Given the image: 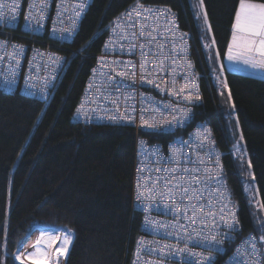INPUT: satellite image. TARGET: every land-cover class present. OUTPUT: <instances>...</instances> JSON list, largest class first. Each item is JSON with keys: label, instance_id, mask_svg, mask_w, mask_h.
<instances>
[{"label": "trees", "instance_id": "obj_1", "mask_svg": "<svg viewBox=\"0 0 264 264\" xmlns=\"http://www.w3.org/2000/svg\"><path fill=\"white\" fill-rule=\"evenodd\" d=\"M239 3L91 0L78 33L63 48L65 66L48 98L0 88V264H21L15 259L16 251L34 226L71 230L63 264L129 262L142 220L131 201L135 130L128 125L76 122L73 112L112 23L134 4L174 10L187 31L190 60L202 90L193 121H205L213 129L241 231L253 232L260 240L264 78L226 68L223 78L219 64L227 52ZM222 90L228 104L222 102ZM231 119L246 151L244 162L232 147ZM141 134L151 140L163 138Z\"/></svg>", "mask_w": 264, "mask_h": 264}, {"label": "built area", "instance_id": "obj_2", "mask_svg": "<svg viewBox=\"0 0 264 264\" xmlns=\"http://www.w3.org/2000/svg\"><path fill=\"white\" fill-rule=\"evenodd\" d=\"M90 1L0 0V11L4 13V18H0V42H4L0 44V88L6 91L19 89L32 97L48 98L65 66L67 55L63 48L78 33ZM14 3L17 11L13 20L11 8ZM81 3L85 5L82 10L79 7ZM33 4L35 7L30 8ZM44 4L47 7L42 8ZM138 5L142 7H137ZM41 11L43 19H40ZM137 11L140 12L139 16L136 15ZM126 13H131V18ZM142 28L144 35H141ZM132 33H135V38ZM152 37L155 39L149 43ZM141 45L144 46L143 59L146 61L143 71L140 67ZM14 46H22L23 52H19ZM56 57L60 59L56 60ZM114 61L130 63L115 64L112 63ZM121 70L129 74L135 70V79L131 75L117 77ZM109 73L112 76L111 82L108 79ZM119 79H123L126 86H118L116 81ZM201 98L198 73L190 60V38L181 27L174 10L161 5L134 4L114 20L86 80L80 101L74 109L73 119L85 124L128 125L135 130L131 201L132 208L142 213V220L141 234L135 241L127 264H148L149 261L152 264H183L182 257L186 254L169 255L167 249L162 254L158 251L147 252L141 247L137 253L141 238L148 242L145 247L153 249L165 244L185 247L187 233L183 229L169 227L167 231L173 232V235H167L163 229L152 231L146 224L145 217L149 221H161L169 225L178 221L187 228V232L195 230L201 236L214 235L216 239L223 240L221 252L198 247L194 242L187 244L193 252L211 255L214 258L213 264H264L258 236L253 232L241 231L237 205L231 198L223 155L213 129L205 121H193L194 106L200 103ZM175 109L187 112V118L181 124L173 121L169 126L166 121H172L174 116L178 120L181 118V112ZM113 116L117 119L113 120ZM126 116L132 119H124ZM141 117L148 124H142ZM204 129L210 130L212 143L203 141L201 148L202 137L198 138L196 133L198 130L203 133ZM141 133L163 138L151 140ZM180 141H187V146H182ZM173 149H180V152L173 155ZM169 157H173L174 162H169ZM173 167L177 168L175 173L157 171ZM185 168L199 171L185 174L182 171ZM173 175L185 179L191 175L203 181L193 185L201 190L198 199L192 201L198 205L195 223H190L182 216L174 219L172 212L153 208L157 200L161 199L155 194L151 200L145 199L142 204L137 201L138 181L142 186L140 191L147 195V189L154 186L159 191L164 190L162 184H153L157 176H163L167 182ZM146 182L147 189L143 187ZM172 191L175 193L176 189L173 188ZM162 200L164 204L173 203L172 196H164ZM185 204H188L187 198L182 202L178 201L176 213H181ZM204 213L214 215L205 216ZM187 215L192 216L190 206ZM233 215L237 228L230 231L227 225L233 222ZM225 233H228L227 238ZM251 237H255V252ZM194 259L197 264H201L199 257Z\"/></svg>", "mask_w": 264, "mask_h": 264}, {"label": "snow or ice", "instance_id": "obj_3", "mask_svg": "<svg viewBox=\"0 0 264 264\" xmlns=\"http://www.w3.org/2000/svg\"><path fill=\"white\" fill-rule=\"evenodd\" d=\"M2 7V5H0ZM35 5H30V8H34ZM47 7V4L42 5V8ZM80 9L82 10L85 5L81 3L79 5ZM137 7H142L138 5ZM145 11H150V9H144ZM11 11L13 15L11 16V19H15V13L17 11L15 3L13 4ZM79 13H77V16ZM125 15L129 16L131 18V13H126ZM136 15L139 16L140 12L137 11ZM206 16V14H205ZM0 18H4V13L0 11ZM31 17H26V19H30ZM40 19H43V14L41 11ZM73 24H75V21H73ZM141 35H144L143 28L141 29ZM149 37L151 34H148ZM133 38H135V33H132ZM155 38L152 37L149 40V43L152 42ZM4 42H0L2 44ZM108 47V45H105ZM142 49V59H141V70L143 71L145 68L146 61L143 59V48L144 46H140ZM14 48H17L19 52H23L22 46H14ZM11 55V54H10ZM217 55H219V52H217ZM226 57L229 61L234 62H243L245 65H249L253 68H261L264 69V2H256V0H240L239 8L235 14V21L232 25V37L231 41L228 45ZM60 57H56V60H59ZM112 63L120 64V63H130V62H121V61H114ZM159 67V63H158ZM95 71V70H94ZM131 75L133 79H135V70L131 74H129L126 71H119L117 73V77L124 78ZM144 77L142 76L141 79ZM108 79L111 82L112 76L111 73L108 74ZM151 82V81H149ZM118 86L124 87L126 86L123 79H119L116 81ZM156 87H159V85H156ZM180 91H183V89H180ZM188 99H191V97H188ZM176 111L181 112V118L178 120L175 116L172 118V121H166V123L171 125L173 121H175L177 124H181L184 122V120L187 118V112H185L182 109H175ZM80 111V109H78ZM113 120H116L117 117L113 116L111 117ZM124 119H132L131 117H124ZM141 123L142 124H148L147 121L143 120V117H141ZM149 127H155L156 125H148ZM210 130L204 129V132L201 133L199 130L197 131L196 135L197 137H202L200 147H203V141H208V143H212L209 136ZM182 146H187V141H180L179 142ZM180 152V149H173V155ZM169 162H174L173 157L168 158ZM202 163V161H201ZM151 171V169H149ZM159 172H169V173H175L177 171L176 167H173L171 169L169 168H161L158 169ZM182 171L185 174H190V172H198L199 169H182ZM139 175V170H138ZM203 181H201L199 178L189 175L188 179H185L184 177H176L173 175L170 180H167L165 182V178L163 176H157L156 180L153 181V184L160 183L163 185V191H159L155 186L151 189H147V182L143 186L145 189H147V195H145L144 191H140L141 184L137 183V201L139 203H143L145 199L151 200L153 198V194L160 197L161 199L157 200V203L153 205V208H162L164 212H172L174 214V219L176 216H182L184 219L189 220L190 223H195L196 217L198 214V205L193 204L192 201L195 199H198L200 195L199 189L193 187V185L200 184ZM175 188L176 192L174 193L172 189ZM164 196H172L173 197V203L172 204H164L162 198ZM188 199V204L184 205L183 211L181 213H176V205L177 202L184 201V199ZM189 206L192 210V216L189 217L187 215ZM203 206V205H201ZM223 212V209H221V213ZM203 215H214L213 213H204ZM221 219L223 217L221 216ZM235 217L233 215V222L228 224L227 227L230 229V231H235L237 228V224L234 222ZM145 222L148 224V226L151 228L152 231H160L163 229L167 235H173V232L167 231L169 227L172 229L181 228L183 229L187 235L185 237V247L179 248L173 245L165 244L162 247H159L157 249L145 247V245L148 242L143 241V238H141V241L138 243L137 247V253L140 252L141 247H144V250L147 252H154L158 251L160 253H164V250H168V254H186L182 257L183 264H197L195 261V257H199L201 264H213V257L211 255L205 256L203 253H197L191 251L187 244L189 242H194L196 246L198 247H208L212 249L215 252H221L222 245L224 243L223 240H218L214 235H204L201 236L200 232H196L193 230L192 232H187V228L184 225L179 224L177 221L176 223H173L171 225L161 222V221H149L148 217H145ZM203 223V222H202ZM213 224H215V220H213ZM30 233H26L25 236V242L27 239L30 238ZM71 230H68L65 235L62 237H53L51 235H46L43 231H41L40 237L37 239L36 243L33 245V251L29 252L24 259H22V253H17L15 256L16 260H19L21 264H24V260H31V264H47V261L51 260L52 264H57V256L54 255L50 249L52 248V245L55 243L56 239L60 240V246L55 249V253L59 256H63L64 252L61 251V249H64V251L67 250V247L70 243L71 238ZM228 233H225V238H227ZM250 240L252 241V249L255 252V237H251ZM261 241H264V236L260 237ZM20 243V242H18ZM20 247H23V244L20 243ZM148 264H152L151 261L148 262ZM242 264V262H241Z\"/></svg>", "mask_w": 264, "mask_h": 264}, {"label": "rangeland", "instance_id": "obj_4", "mask_svg": "<svg viewBox=\"0 0 264 264\" xmlns=\"http://www.w3.org/2000/svg\"><path fill=\"white\" fill-rule=\"evenodd\" d=\"M221 93H222L221 94L222 102L225 104H228V99H227L228 96L224 93L223 90ZM229 129H230V132L232 135V141H233L232 147L234 148L235 153L237 154L240 162H244L247 158L246 151H245V148L243 147V144L241 145L240 139L235 132L232 119H231V121H229ZM263 221L264 220L261 217V220L258 219V222H257V227L260 231L261 236H264V223H263ZM41 231H43L46 235H51L53 237H58V238L65 235V233L67 232V230H61L60 228H56V227L34 226L32 229L30 238L27 239L26 242L22 243L23 247L22 248L19 247V249L16 251V255H17V253H22L23 254L22 259H24V257H26L29 252H32L33 251V245L36 243L37 239L40 237ZM71 239H72V235L70 238V243H71ZM70 243H69L66 251H64V249H61V251L64 252L63 256H59L58 254L55 253V249L60 246V240L56 239L55 243L52 245V248L50 249V251L54 255L57 256V264H63V260H64V257L66 256L67 252H68V248L70 246ZM24 263L31 264V260L25 259ZM47 264H52V261L51 260L47 261Z\"/></svg>", "mask_w": 264, "mask_h": 264}, {"label": "crops", "instance_id": "obj_5", "mask_svg": "<svg viewBox=\"0 0 264 264\" xmlns=\"http://www.w3.org/2000/svg\"><path fill=\"white\" fill-rule=\"evenodd\" d=\"M238 8H239V6H238ZM231 37H232V35H231ZM230 41H231V38H230ZM219 64H220V71H221V74H222L223 78H224V75H225V70H224L225 68L228 69V70H233V71L241 72V73H244V74H248V75L264 78V69L253 68V67H251L249 65H245L243 62L229 61L227 59V57H226V54H225V57H224L223 61H221V60L219 61ZM223 82L226 85L225 79H223ZM240 137L242 138L241 131H240ZM241 145H242V143H241ZM71 242H72V239H71Z\"/></svg>", "mask_w": 264, "mask_h": 264}, {"label": "clouds", "instance_id": "obj_6", "mask_svg": "<svg viewBox=\"0 0 264 264\" xmlns=\"http://www.w3.org/2000/svg\"><path fill=\"white\" fill-rule=\"evenodd\" d=\"M49 227H51V226H49ZM62 230V229H61ZM31 234V233H30ZM71 245V244H70ZM70 247V246H69ZM68 250H69V248H68ZM67 255V254H66Z\"/></svg>", "mask_w": 264, "mask_h": 264}, {"label": "water", "instance_id": "obj_7", "mask_svg": "<svg viewBox=\"0 0 264 264\" xmlns=\"http://www.w3.org/2000/svg\"><path fill=\"white\" fill-rule=\"evenodd\" d=\"M24 242H25V240L22 243H24Z\"/></svg>", "mask_w": 264, "mask_h": 264}, {"label": "bare ground", "instance_id": "obj_8", "mask_svg": "<svg viewBox=\"0 0 264 264\" xmlns=\"http://www.w3.org/2000/svg\"><path fill=\"white\" fill-rule=\"evenodd\" d=\"M150 135V134H149Z\"/></svg>", "mask_w": 264, "mask_h": 264}]
</instances>
